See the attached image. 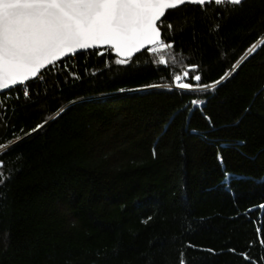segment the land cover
<instances>
[{
  "label": "trees",
  "instance_id": "1",
  "mask_svg": "<svg viewBox=\"0 0 264 264\" xmlns=\"http://www.w3.org/2000/svg\"><path fill=\"white\" fill-rule=\"evenodd\" d=\"M160 26L167 64L89 51L0 95V264H264V0ZM191 65L229 75L171 87Z\"/></svg>",
  "mask_w": 264,
  "mask_h": 264
},
{
  "label": "snow or ice",
  "instance_id": "2",
  "mask_svg": "<svg viewBox=\"0 0 264 264\" xmlns=\"http://www.w3.org/2000/svg\"><path fill=\"white\" fill-rule=\"evenodd\" d=\"M244 0H0V92L38 79L42 70L56 66L62 58L88 49L114 52L116 65H129L142 50L158 55L167 64L173 48L162 38V17L181 6L202 8L215 4L241 6ZM168 28H172L169 24ZM257 45L249 50L255 52ZM102 54V53H100ZM237 65H233V70ZM175 74L173 81L182 92H206L224 80L201 84L202 77L190 71ZM121 91H124L121 89ZM25 97L29 92L24 90ZM198 106L203 101L193 100ZM42 125H37V128ZM36 131V129H32ZM21 139V138H17ZM5 145H0L4 148ZM155 155V151H153ZM3 162H0L2 166ZM2 175V174H0ZM2 182V180H0ZM264 209V205H260ZM264 244V241H261ZM184 264V261H181Z\"/></svg>",
  "mask_w": 264,
  "mask_h": 264
},
{
  "label": "water",
  "instance_id": "3",
  "mask_svg": "<svg viewBox=\"0 0 264 264\" xmlns=\"http://www.w3.org/2000/svg\"><path fill=\"white\" fill-rule=\"evenodd\" d=\"M244 1H246V0H244ZM161 19H163V17L161 18ZM104 48H100V49H88V50H85V51H83V53H85V52H89V51H99V50H103ZM142 51H145V50H142ZM141 51V52H142ZM140 53V52H139ZM139 53H136L135 55H137V54H139ZM78 54H80V52H78L77 54H75V55H78ZM75 55H73V56H75ZM112 55L113 56H115L116 57V55H115V53L114 52H112ZM66 58H69V57H66ZM66 58H62V60H64V59H66ZM61 60V61H62ZM60 62V61H59ZM50 67V66H49ZM44 70H42V72H43ZM35 80V79H34ZM33 81V80H32ZM19 86H21V85H17V86H15L14 88H17V87H19ZM12 90V89H11ZM9 90H3V92H0V95H2V94H5L6 92H8Z\"/></svg>",
  "mask_w": 264,
  "mask_h": 264
},
{
  "label": "built area",
  "instance_id": "4",
  "mask_svg": "<svg viewBox=\"0 0 264 264\" xmlns=\"http://www.w3.org/2000/svg\"><path fill=\"white\" fill-rule=\"evenodd\" d=\"M193 76H194V75H193ZM193 81H194V80H193ZM187 82H189V80H187ZM189 83H190V82H189ZM171 87L178 89V88L175 86V82H174V84H173Z\"/></svg>",
  "mask_w": 264,
  "mask_h": 264
}]
</instances>
